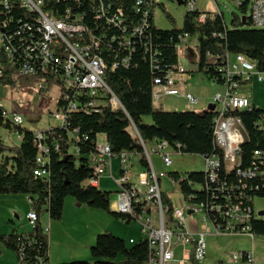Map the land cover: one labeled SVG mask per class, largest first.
<instances>
[{
  "label": "built area",
  "instance_id": "2783aa9c",
  "mask_svg": "<svg viewBox=\"0 0 264 264\" xmlns=\"http://www.w3.org/2000/svg\"><path fill=\"white\" fill-rule=\"evenodd\" d=\"M233 1L238 7L247 1L251 27L264 29V0ZM199 2L179 0V6L195 13L199 12ZM212 2L218 7L217 0ZM163 7L164 0H0V16L3 17L0 19V59L18 67L21 75L37 79L36 91L44 94L52 88L58 89L57 111L51 116L59 122L61 129L68 131L72 113H99L107 105L114 110L123 109L106 81L109 64L100 65L101 53H108L113 60L112 70L121 65L128 66L130 55L147 47L146 42L151 39L146 34L151 27L150 18ZM213 14L223 16L220 11ZM205 19L199 16V21ZM191 40L188 34L179 37L178 54L187 53ZM231 57L227 56L221 70L224 92L216 94L213 104L217 113L215 144L222 151L228 174L232 173L233 157H241L242 146L247 140L242 120L235 113L253 109L250 98L238 93L240 82L251 81L254 75L260 82L264 81V72L258 71L255 63L241 54L235 55L234 62ZM2 70L0 63V75ZM191 77L184 64L179 62L163 77L154 80L153 101L163 97H183L188 107H196L200 99L184 91ZM236 78L240 82H236ZM0 117L15 128L24 125L18 112L9 111L1 103ZM231 125L240 126L239 136L230 137ZM258 127L264 131V121L258 123ZM51 130L34 133L38 148L34 175L42 179L49 177L47 167L51 147L47 141ZM78 133V130L68 131L71 139ZM17 135L21 139V135ZM104 141H107L106 137L98 135L95 150L89 158L93 176L86 184L94 186L96 179L111 174L113 159L121 158V175L115 180L117 213L141 224L142 237L150 249L149 264L175 263L177 251L179 264H202L207 255L206 237L211 235L245 234L255 239L251 222L260 219L254 208L257 197L248 194L247 202L242 199L247 188L251 193H264V148L253 152L252 165L236 172V182L231 186L220 180L221 159L202 157L207 181L204 185H194V189L204 192L207 201L193 203L182 199L183 206L180 207L171 200L172 215L168 219L170 209L163 201L161 181L153 168L151 154L161 155L164 165L170 168L173 165L170 145L164 141L147 148L143 144L150 170L139 173L137 182L133 183L130 154L113 155L111 149H104ZM53 147L59 150L58 144L54 143ZM198 213L203 214L201 219L195 217ZM26 218L33 227L38 222L33 209ZM239 261L254 264V256L250 252H235L233 262Z\"/></svg>",
  "mask_w": 264,
  "mask_h": 264
},
{
  "label": "trees",
  "instance_id": "16d2710c",
  "mask_svg": "<svg viewBox=\"0 0 264 264\" xmlns=\"http://www.w3.org/2000/svg\"><path fill=\"white\" fill-rule=\"evenodd\" d=\"M162 9L174 23L166 9ZM248 12V2L244 1L238 7V13L232 14L230 25L226 24L224 15L220 17L218 14L200 11L187 12L182 29L173 30L156 28L155 17L151 16V27L146 31L151 39L146 42L147 47L130 55L128 66L121 65L112 70L113 60L108 53H101L100 60L104 65L109 64L106 81L123 109L114 110L107 105L99 113H72L68 119V131H79L75 139H71L68 131L60 127L52 128L47 141L51 147L48 179L34 175L38 155L35 132L25 129L24 125L15 128L0 117V195L28 196L32 209L38 216V222L30 233L25 235L14 231L10 235H0V257L4 250H9L16 254L19 264H49L50 240L42 225V217L48 214L52 222L62 221L65 202L69 197L81 205L107 212L114 218L131 224L133 220L130 217L111 211V192L86 184L93 176L89 158L95 150L98 135L106 137L105 142L113 155H138L139 163L145 171L150 170V164L143 144L150 148L165 141L173 151L183 155L201 158L216 156L222 163L220 180L227 183V186L235 183L236 172L249 168L253 162V152L264 148V131L258 127V123L264 121V109L253 104L251 111L235 113L242 120L247 140L242 146L238 166L228 174L222 151L215 144L217 113L212 110L202 113L158 111L154 108L152 93L154 80L163 77L180 62L183 54H178L177 44L179 37L185 34L198 41V71L215 84L225 85L221 70L226 64L227 56L244 55L256 64L258 71L264 72V29L251 27ZM199 16L206 18L205 21H199ZM244 17L247 18L245 24ZM0 63L3 69L0 82L3 86L20 87L43 95L35 89L37 79L21 75L18 67L9 65L4 58L0 59ZM235 81L240 82L237 78ZM250 82L241 81L240 85L246 86ZM148 117L152 119L150 125L145 123V118ZM2 130L19 133L20 145H6L2 139ZM54 143L59 145V150L54 149ZM167 175L179 186L182 198L187 202L207 201L204 192L194 189V185L206 183L204 170L184 175L171 172ZM256 184L257 182L254 183ZM244 194V202H247L248 194L264 198L262 191L251 193L249 188ZM162 198L170 209L167 215L169 219L172 215V201L163 192ZM251 232L255 237H264V221L253 219ZM91 256L93 263L81 261L62 264H149L150 249L143 237L139 242L129 245L124 239L106 231L98 235L91 247Z\"/></svg>",
  "mask_w": 264,
  "mask_h": 264
},
{
  "label": "rangeland",
  "instance_id": "374dc122",
  "mask_svg": "<svg viewBox=\"0 0 264 264\" xmlns=\"http://www.w3.org/2000/svg\"><path fill=\"white\" fill-rule=\"evenodd\" d=\"M217 2L218 7H216L212 0H200L198 9L204 13L220 11L224 15L226 24L230 25L232 14L238 13L236 2L233 0H217ZM164 3L166 11L173 18L174 23L167 18L164 10L159 8L155 14V25L162 30L182 29L184 17L187 13L186 8L179 6L178 2L171 0H164ZM197 42L196 38H193L189 42L187 53L180 56V62L184 64L186 70L189 71V75L192 76L187 87L184 89L200 99L199 105L195 108L199 110L198 112H202L201 108L204 103L213 105L216 94L224 92V86L211 82L209 78L198 71L199 57L197 49L195 48ZM231 60L232 62L235 61V55H232ZM247 90L252 91L255 105L258 108L264 109V87L259 89L254 84L253 88H246ZM58 93L57 88H52L43 95H40L36 92L22 90L20 87H5L0 82V103L9 111L18 112L24 119V128L31 132L45 131L50 128L59 127V122L51 116L52 113L57 111L56 103L58 101ZM185 104L188 103L183 97L166 98L164 100V108L166 110L181 109L184 108ZM154 108L155 110H159L158 101L154 102ZM145 123L152 124V119L149 117L145 118ZM1 135L6 145H20L21 140L17 133H9L6 130H2ZM169 152L173 160V165L170 168L164 165L162 157L159 154H151L152 164L160 178L162 192L171 198L175 206L181 207L183 206V198L180 188L172 182L167 174L178 172L184 175L192 172H203L204 162L200 156L183 155L172 149ZM121 162L120 157L113 159V174L108 173L103 176L100 185L101 191L111 192L110 201L112 212H117V184L115 183V179L118 180L120 178ZM132 164V174L134 175L132 177L137 182L136 174L140 171L141 165L136 159L132 162L130 161V165ZM29 202L30 198L24 195H0V235H10L14 231L26 235L33 230V226H31L26 218L27 215H25V212L28 209L30 210L31 207ZM77 205L80 204L73 198L69 197L66 199L64 214L71 220H66V230L60 235L59 240L62 244H54L53 246L57 250L62 249V251L66 252L68 254L67 257H69L68 259L72 260V262L83 261L93 263L91 247L94 243L89 241L90 234L93 232L95 235L93 242L97 240L99 234L105 232L104 230L114 232L116 234L115 236L128 241L129 245L131 239L137 242L142 239L143 235L139 222L132 221L131 224H127L101 210L98 211L102 213L103 217L100 216L96 219L98 221L97 226L95 230H91L92 232H90L88 228H91L89 221L92 218L88 217L89 220L87 221L82 217L83 215L74 218L71 214L72 210L79 212L75 209ZM254 208L257 214L264 212V198H256L254 200ZM196 215L195 217L199 219L203 217L202 213ZM258 217L264 221V216ZM62 221L53 223H61ZM206 242L208 248L207 255L202 264H234L233 255L235 252H250L256 257L255 264H264V237L256 236L253 240L245 234L224 233L219 236H207ZM255 253H257L256 256ZM178 254L179 251H177V262L172 264H179L180 257ZM55 258H57V255H54L52 259L50 258V264H55V261H53ZM0 264H18V257L14 252L4 250L0 257Z\"/></svg>",
  "mask_w": 264,
  "mask_h": 264
},
{
  "label": "crops",
  "instance_id": "0c3cea01",
  "mask_svg": "<svg viewBox=\"0 0 264 264\" xmlns=\"http://www.w3.org/2000/svg\"><path fill=\"white\" fill-rule=\"evenodd\" d=\"M254 84H256V87H258L259 89L261 88V87H264V81L263 82H260L259 81V78H258V76H256V75H254L253 77H252V80H251V82L248 84V85H246V86H241L240 88H239V90H238V93L239 94H241V95H243V96H246V97H248V98H250V100L252 101V103L255 105V103H254V101H253V94H252V91H249V90H247L246 91V88H253V85ZM184 91L185 92H187V93H189L187 90H185L184 89ZM191 93V92H190ZM223 93V92H222ZM167 97H163V98H161V100L160 101H158L159 102V110L158 111H195V112H198L199 110H197V108H191V107H188V105L187 104H185V106H184V108H181V109H175V110H166L165 108H164V100L166 99ZM202 110V112H205V111H209V110H211V105H207V104H205L204 103V105L202 106V108H201ZM202 112H198V113H202ZM134 159H136V160H138V162H139V156L138 155H133V154H131L130 155V161L132 162V161H134ZM134 163V162H133ZM133 166V164L131 165V179H132V181H133V183H135V180L133 179V177H132V167ZM141 167V166H140ZM153 168H154V166H153ZM112 171H113V167H112ZM143 171V168L141 167L140 168V171H138L137 172V174L136 175H138L139 173H141ZM113 174V173H112ZM120 175H121V165H120ZM134 176V175H133ZM114 177V176H113ZM115 179V178H114ZM102 180H103V177L101 178V179H99V182H98V184H99V186H98V188L100 189V185H101V182H102ZM115 180H117V179H115ZM7 198H10V197H7ZM30 203V202H29ZM30 205H31V203H30ZM76 208V211L78 210L79 212H75V211H73L72 210V212H71V214H72V216L74 217V218H76V217H81V215H83L82 217H84V219H86L87 221L89 220V218H92V219H90V221H89V226L91 227V228H88V230L90 231V232H92L93 230H95V228H96V226H97V223H98V221H96V219L98 218V217H103V215H102V213L100 212V211H98V210H95V209H92V208H89V207H87V206H85V205H77V206H75ZM31 210H32V206L30 207V210L28 209L25 213V215H28L30 212H31ZM260 213H264V212H260ZM259 213V214H260ZM76 215V216H75ZM89 217V218H88ZM68 219H70V218H68L67 217V215H65V214H63V221L61 222V223H53L50 219H49V216H48V214H44L43 215V217H42V225H43V227L45 228V229H47V231H48V234H49V240H50V252H49V264H50V258L52 259L53 258V256L55 255H57V258H55V260H53V261H55V264L57 263V264H62V263H68V262H72V260H69L68 258L69 257H67L68 256V254L66 253V252H64V251H62V249H59V250H57L55 247H53L54 246V244H62V242L59 240V238H60V235H62L63 234V231L64 230H66V226L65 225H67L66 224V220H68ZM71 220V219H70ZM107 220H109L108 218H107ZM105 229H107V228H105ZM92 230V231H91ZM105 232L107 231V230H104ZM111 233H113L114 235H116L114 232H111ZM95 238V235H94V232L93 233H91L90 234V238H89V241H91L92 243H94L95 244V242H93V239ZM127 243H128V241H126ZM130 244H135V243H137V241H135V240H133V239H131L130 241ZM93 244V245H94ZM64 245V244H63ZM62 245V246H63ZM65 248V247H64ZM208 249V248H207ZM53 253H54V255H53ZM257 255V253H255V256ZM254 256V255H253ZM72 257V256H71ZM259 257V256H258ZM255 259H256V257H254V264H255ZM19 264V263H18ZM237 264H244L242 261H239Z\"/></svg>",
  "mask_w": 264,
  "mask_h": 264
},
{
  "label": "bare ground",
  "instance_id": "6f19581e",
  "mask_svg": "<svg viewBox=\"0 0 264 264\" xmlns=\"http://www.w3.org/2000/svg\"><path fill=\"white\" fill-rule=\"evenodd\" d=\"M171 1L179 3V0H171ZM100 65H104V62H102L101 60H100ZM239 134H240V126L239 125H231L230 126V137H237V136H239ZM104 149H110L108 143L105 141H104ZM238 164H239V157H233L232 168L238 166ZM204 172L206 173V167L204 169ZM98 182H99V179H96L94 181V187L99 186Z\"/></svg>",
  "mask_w": 264,
  "mask_h": 264
},
{
  "label": "water",
  "instance_id": "95a60500",
  "mask_svg": "<svg viewBox=\"0 0 264 264\" xmlns=\"http://www.w3.org/2000/svg\"><path fill=\"white\" fill-rule=\"evenodd\" d=\"M246 17L243 18V21H244V24L246 23ZM211 110L214 111L215 110V106L214 105H211ZM260 217H263L264 216V213H260L259 214Z\"/></svg>",
  "mask_w": 264,
  "mask_h": 264
}]
</instances>
